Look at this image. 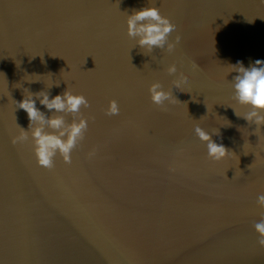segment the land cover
Wrapping results in <instances>:
<instances>
[{"label":"water","instance_id":"obj_1","mask_svg":"<svg viewBox=\"0 0 264 264\" xmlns=\"http://www.w3.org/2000/svg\"><path fill=\"white\" fill-rule=\"evenodd\" d=\"M0 264H264V0H0Z\"/></svg>","mask_w":264,"mask_h":264}]
</instances>
